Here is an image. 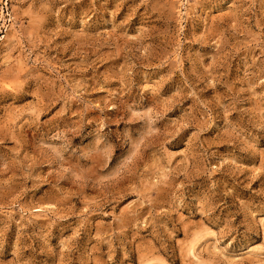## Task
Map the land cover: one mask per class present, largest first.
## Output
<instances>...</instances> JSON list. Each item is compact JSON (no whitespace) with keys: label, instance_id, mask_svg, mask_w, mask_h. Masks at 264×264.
<instances>
[{"label":"rangeland","instance_id":"rangeland-1","mask_svg":"<svg viewBox=\"0 0 264 264\" xmlns=\"http://www.w3.org/2000/svg\"><path fill=\"white\" fill-rule=\"evenodd\" d=\"M0 264H264V0H0Z\"/></svg>","mask_w":264,"mask_h":264},{"label":"bare ground","instance_id":"bare-ground-1","mask_svg":"<svg viewBox=\"0 0 264 264\" xmlns=\"http://www.w3.org/2000/svg\"><path fill=\"white\" fill-rule=\"evenodd\" d=\"M180 1V0H179Z\"/></svg>","mask_w":264,"mask_h":264}]
</instances>
